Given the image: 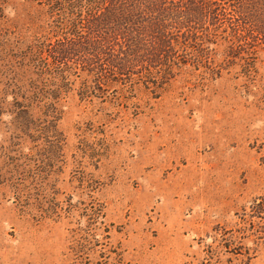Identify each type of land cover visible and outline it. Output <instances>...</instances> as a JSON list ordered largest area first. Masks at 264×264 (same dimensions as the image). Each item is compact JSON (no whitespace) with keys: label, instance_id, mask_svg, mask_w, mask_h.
<instances>
[{"label":"rangeland","instance_id":"1","mask_svg":"<svg viewBox=\"0 0 264 264\" xmlns=\"http://www.w3.org/2000/svg\"><path fill=\"white\" fill-rule=\"evenodd\" d=\"M73 1L0 0V264H264V0Z\"/></svg>","mask_w":264,"mask_h":264},{"label":"trees","instance_id":"2","mask_svg":"<svg viewBox=\"0 0 264 264\" xmlns=\"http://www.w3.org/2000/svg\"><path fill=\"white\" fill-rule=\"evenodd\" d=\"M106 8L108 10V14L110 15H114L115 17H118L119 15L122 17V19H119L118 18V23L122 22V20H126L125 16H128V13L130 11V8H142V7H147L149 3L150 4V0H146V2H143V1H139V0H106ZM52 2V1H51ZM154 3V2H153ZM152 3V4H153ZM259 3V2H257ZM263 3V2H261ZM74 4V1L73 0H58L55 1L53 0V5L55 6H58L59 9H62L61 7L65 9H69V6L73 5ZM260 4V3H259ZM258 4H256L257 6ZM97 16V14H91L90 15V22H93L95 21V17ZM108 16V15H107ZM98 17V16H97ZM125 17V18H124ZM129 21H131L130 19H128ZM103 49L101 48V51ZM114 51H116L115 49L113 51L110 52L111 55H114ZM57 52V51H56ZM104 53H108L106 50ZM114 53V54H113ZM114 63H115V68H118L116 66V60H115V57L112 56V59H111ZM122 63V62H121ZM131 64L127 65L125 68H127V71H129L131 69ZM103 67V66H102ZM124 68V69H125ZM114 71V70H113ZM116 71V70H115ZM258 205H261L263 208H264V195L259 199V204Z\"/></svg>","mask_w":264,"mask_h":264}]
</instances>
